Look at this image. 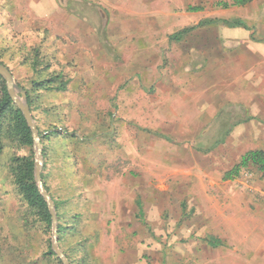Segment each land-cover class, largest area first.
Returning <instances> with one entry per match:
<instances>
[{"label":"rangeland","instance_id":"1","mask_svg":"<svg viewBox=\"0 0 264 264\" xmlns=\"http://www.w3.org/2000/svg\"><path fill=\"white\" fill-rule=\"evenodd\" d=\"M223 1L0 0V64L31 97L71 258L264 264V178L253 165L222 176L264 139L237 127L264 97V0ZM57 73L63 88L33 85ZM14 152L0 155V264H54L52 224L23 226Z\"/></svg>","mask_w":264,"mask_h":264},{"label":"trees","instance_id":"2","mask_svg":"<svg viewBox=\"0 0 264 264\" xmlns=\"http://www.w3.org/2000/svg\"><path fill=\"white\" fill-rule=\"evenodd\" d=\"M249 2H251V0H231L220 2L219 5L223 8H226L228 6H243ZM187 9L189 11H198L201 10V7L188 6ZM232 25L245 27V25L240 22H235ZM192 28L194 27L184 28L180 32L172 35L171 38L179 41L188 32H190ZM36 63L37 62H35V64ZM32 82L35 87L42 89H49L51 86H53V83L55 84L56 88H63L65 83V81L62 79V73H57L48 79L34 80ZM26 96L27 103L31 111V97L28 91H26ZM53 131L56 132L57 128H55ZM32 145L33 139L31 130L27 125L22 112L16 107L9 97L6 90L5 81L0 75V155L3 154L4 149L7 147L15 151L9 157L8 172L15 193L20 197L22 205L25 206V210L22 214V222L24 224L23 226H30V223L32 222L33 225L40 227L42 231H48L51 227L52 220L47 203L41 195L34 180L35 164ZM42 155L45 156V151L42 152ZM249 165H253L260 173L261 177L264 178V151L259 149L246 151L241 156L240 160L229 170H227L222 176L225 180H232L238 176L243 168H246ZM44 179L45 175L41 171V180L48 192V187ZM138 215H143L140 205H138ZM57 218V241L60 243V240L63 239L65 233L68 232L69 227L65 224L66 222L62 223L59 216ZM75 219L76 217L71 218V220ZM208 243H211L214 246L219 245L220 241L210 237V239H208ZM70 252L71 251H69V249H64V253L69 264H86L85 261L83 263L84 258L81 260H79V258H71ZM42 256L44 257L42 260H45L46 262L53 261L54 264H62L61 260L50 248L45 253H43ZM81 261L82 263H79Z\"/></svg>","mask_w":264,"mask_h":264},{"label":"water","instance_id":"3","mask_svg":"<svg viewBox=\"0 0 264 264\" xmlns=\"http://www.w3.org/2000/svg\"><path fill=\"white\" fill-rule=\"evenodd\" d=\"M0 75L5 81V86L7 93L13 103L16 105V107L22 112L24 119L29 126L31 133H32V139H33V151L35 153V159H34V180L37 184V187L43 196L44 200L47 203L49 213L51 215L52 220V227H53V233H52V251L56 254V256L61 260L62 264H69L65 254L62 252V250L58 246L57 239V219L55 215V209H54V202L52 198L50 197L49 193L45 189L42 180H41V167H42V148L39 138V132L36 127V124L34 123V120H32L31 111L29 109V106L26 101V94L24 91H22L18 86L15 84L14 79L11 75V72L9 69L0 64Z\"/></svg>","mask_w":264,"mask_h":264},{"label":"crops","instance_id":"4","mask_svg":"<svg viewBox=\"0 0 264 264\" xmlns=\"http://www.w3.org/2000/svg\"><path fill=\"white\" fill-rule=\"evenodd\" d=\"M256 100H259L260 102L256 103L255 102ZM247 106H248V109H249V115H252V116H255V117H252L248 122L247 121H239L238 124H237V127L241 131V130H245V124H250V126H253V128L254 127H255V129L257 128V130L259 132H263L264 133V129H263L264 128V119L263 118H256L257 116H263L264 115V111L260 110L261 106L264 107V97H260V98L253 97L252 99H250V101L248 102ZM253 131H254V129H253ZM259 142L261 143L260 145H257L254 148L247 149L246 151L255 150V149H259V150L264 151V139H261ZM241 156H240V158H241ZM213 239H215V238H213ZM238 259H239V257H236V260H238ZM229 264H241V263H237V261H236L235 263L231 262Z\"/></svg>","mask_w":264,"mask_h":264}]
</instances>
